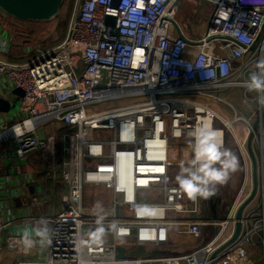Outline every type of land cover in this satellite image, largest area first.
Returning <instances> with one entry per match:
<instances>
[{"label": "built area", "instance_id": "1", "mask_svg": "<svg viewBox=\"0 0 264 264\" xmlns=\"http://www.w3.org/2000/svg\"><path fill=\"white\" fill-rule=\"evenodd\" d=\"M181 1L73 0L61 42L29 63L0 59V76L22 90L16 101L22 116L0 127V144L8 143L0 149V160L23 159L37 150L50 158L59 131L65 186L60 211L28 218L49 222L50 242L25 250L21 235L7 236L0 244V264H257L260 257L264 264L263 93L260 115L234 117L250 132L258 121L254 139L260 154L259 197L245 209L235 241L218 251L232 237L235 212L251 190H240L223 220L181 219L197 209L188 208L170 175L180 165L173 157L178 143L192 139V130L203 121L211 119L215 128L219 118L199 100H223L215 93L246 87L264 58V0H197L213 12L196 39L177 23ZM108 17L113 25L106 23ZM221 121L224 129H232V122ZM224 129H217L223 143ZM88 187L109 192L110 204L102 211L84 206ZM147 191L161 199L146 200ZM98 215L103 216L100 238L114 241L78 249L79 240L87 239L84 234L94 235ZM173 228L200 246L173 256H130L119 250L118 240L132 239L145 249L168 245ZM210 228L215 236L203 242ZM4 229L0 218V233Z\"/></svg>", "mask_w": 264, "mask_h": 264}, {"label": "crops", "instance_id": "2", "mask_svg": "<svg viewBox=\"0 0 264 264\" xmlns=\"http://www.w3.org/2000/svg\"><path fill=\"white\" fill-rule=\"evenodd\" d=\"M188 1L192 2L193 0ZM0 24V59L13 63H29L33 61L40 54L61 42L65 36L64 33L63 36L55 42L43 45L42 42L44 41V38L41 39V37L37 36H41L42 31H45L44 28L48 29V27H50L48 25H23L1 16ZM18 33L25 34L31 37V39L26 43L24 42V39L17 36ZM190 37L194 39L199 38L194 36ZM252 92L253 91H249L243 86L229 87L219 91L217 96L223 99V101L229 103L231 108L217 105L218 103L211 98H201L199 101L217 113L219 118L214 121V127L216 129H221V127L224 126L221 120L233 123L235 115H241L252 119L254 118V104H256L257 92L255 94H252ZM20 96H22V90L13 87L4 76H0V127L13 124L22 116L20 108L16 104L17 98ZM59 134L60 132L58 131L55 152L50 158L47 157L45 151L37 150L23 159L16 158L15 156H6L4 159L0 160V218L5 224V229L0 233L1 245L5 244V238L7 236L22 235L25 229L31 231L38 221L32 222L28 219L29 217L48 218L63 208L65 186L60 179L62 169L61 163L63 160V141ZM249 134V132L248 134L246 133L242 138H238L234 134L240 150L241 147L243 150L246 149L247 152L244 153L247 156L248 150L246 142ZM191 140L192 139L182 140L178 143L177 151L173 152V157L177 158L180 162V165L175 166L178 169L181 168L182 164L186 163L187 154L190 152ZM253 142L252 144H254ZM7 145V142L1 143L0 149H4ZM175 167L170 169V175L173 182L177 184V173H174V170L176 169ZM242 188L245 191L248 189L247 181L244 182ZM104 191L105 190H103V192ZM105 193L108 194L109 201L110 194L107 191H105ZM238 195L233 200L232 207L228 213H225L224 215H221L222 212L218 206L219 202L217 201L218 197H216L217 200L214 197H210L208 199L209 206L211 199L217 206L215 216L212 213L210 218L206 216L207 209L205 208L206 203L204 199L198 198L196 201H193L186 196V205L188 208H193V206L196 205L197 212L185 215L181 214L179 217L181 219L183 217L185 219L194 220L204 218L210 220H223L228 216L235 205ZM144 196L146 197V200L157 201L161 199V196L156 191H147L144 193ZM47 224L49 225L48 221ZM170 237L168 245L155 249L147 248L150 249V251H147L142 247L138 248L132 239L118 240V247L121 253L130 256H139L153 255L154 251H163L164 249L173 250L175 252L178 251V255H183L189 253L182 252L183 248H191L194 250L196 247L200 246V241L185 234L181 228H173ZM206 237L207 236L203 239L204 242H206ZM107 239L111 240L109 243L114 241L110 236L103 238V240ZM132 247H137L140 250L132 252Z\"/></svg>", "mask_w": 264, "mask_h": 264}, {"label": "clouds", "instance_id": "3", "mask_svg": "<svg viewBox=\"0 0 264 264\" xmlns=\"http://www.w3.org/2000/svg\"><path fill=\"white\" fill-rule=\"evenodd\" d=\"M246 87L249 91L264 93V58L256 63ZM264 103V96H261ZM190 152L185 164H182L176 183L188 199L196 201L198 198L209 199L215 194L218 186L225 185L231 175L238 170L239 161L229 150L224 148L221 131L213 128L211 119L201 122L191 132ZM98 209L102 206L96 205ZM103 216H97V229L92 237L98 240L104 232ZM51 229L47 221L40 220L31 231L25 229L20 237V244L25 250H31L39 242H50ZM34 234V235H33ZM90 241L80 239L78 249L89 246Z\"/></svg>", "mask_w": 264, "mask_h": 264}, {"label": "rangeland", "instance_id": "4", "mask_svg": "<svg viewBox=\"0 0 264 264\" xmlns=\"http://www.w3.org/2000/svg\"><path fill=\"white\" fill-rule=\"evenodd\" d=\"M72 4H73V0H66L59 19L55 23L48 25L50 26L48 27V29L44 28L45 31H42L41 36H37V37H41V39L44 38V41L42 42L43 45L53 43L63 36L67 28L69 17L72 11ZM179 8H178V14H177L176 20H177V23L183 28L184 32L188 36H194V37L201 36L205 30L206 20L208 19L210 14L213 12V7L211 5H206L205 3H201L196 0H193L192 2H189L188 0H182L180 2ZM217 93L219 92H216L215 95H218ZM255 93H256L255 91L252 92V94H255ZM263 96H264V93H263ZM215 102L218 103L217 105H220V106L223 105L228 108L229 107L231 108L230 104L227 103L226 101L216 99ZM254 106H255L254 111L256 112L257 115L258 114L260 115L259 93H256V104H254ZM263 109H264V105H263ZM98 110H100V108ZM221 129H224V126L221 127ZM224 130H225L224 148L229 149L237 157L239 161V167H238V170L231 175L229 181L225 185L218 186L216 188L215 194L212 196L215 199L216 197H218L217 198L218 200L217 199L216 200L219 202L218 206L220 207V210L222 212L221 215L228 213V211L232 207L233 200L238 195L245 181H247L248 183V189H247V194H248V192L251 190V180H252L251 163H250L249 157L244 153V150L242 147L241 149L243 150V152L242 150H240L239 144L234 138L232 131L230 129H224ZM232 130H233V133L238 138H242L246 133L248 134V132L250 133L247 124L243 121L233 122ZM253 141H254L253 142L254 144H252V149H253V152L258 162L259 157H260L258 141L257 140L256 141L253 140ZM179 172H180V169L178 168L174 170V173L175 174L177 173V175L179 174ZM258 181L260 182L259 174H258ZM85 192L86 194H85L84 206L96 207V205L99 204L102 207L103 206L107 207V205L110 204L108 201V194H106L105 191L103 192V189L86 188ZM258 197L259 195L255 197L254 201L252 202L250 206H253L256 204ZM205 203H206L205 208L207 209L206 216L210 218L212 216V212L209 206V200L208 199L205 200ZM118 213L121 214V211L119 210ZM209 230H210V235L206 237V242L207 241L209 242L215 236V231L211 228ZM84 237L89 239L90 242L92 243L99 242V241L109 243V241H111L110 239L103 240V238H99L98 240H93L92 239L93 236H88L86 234H84ZM138 248L132 247L131 251L136 252L137 250H140ZM177 249H180V248H177ZM146 250L150 251V249H146ZM192 250L193 249L191 248H183L182 252L185 253V252H190ZM153 255L154 256H173V255H178V251L175 252L173 250L164 249L163 251H154ZM257 264H263L262 257L259 258V260L257 261Z\"/></svg>", "mask_w": 264, "mask_h": 264}, {"label": "water", "instance_id": "5", "mask_svg": "<svg viewBox=\"0 0 264 264\" xmlns=\"http://www.w3.org/2000/svg\"><path fill=\"white\" fill-rule=\"evenodd\" d=\"M66 0H0V16L3 18H9L19 24L28 25H43L47 26L55 23L63 10ZM114 18L108 17L106 19L107 24H114ZM1 26V24H0ZM16 35V34H15ZM17 36L24 39V42H28L31 37L18 33ZM28 38V39H27ZM27 39V40H26ZM258 126V121H255L252 125V131L247 138V150L248 156L251 163L252 171V189L249 196L239 205L235 212V227L232 237L219 248L221 251L230 243L235 241L240 235L242 230V216L245 209L253 201L257 195L259 188L258 181V163L257 158L252 149V142L254 139V134ZM37 135L40 139L45 138L43 130H38ZM210 209L212 213L216 214V204L213 200H210Z\"/></svg>", "mask_w": 264, "mask_h": 264}, {"label": "trees", "instance_id": "6", "mask_svg": "<svg viewBox=\"0 0 264 264\" xmlns=\"http://www.w3.org/2000/svg\"><path fill=\"white\" fill-rule=\"evenodd\" d=\"M122 254H125V253H122Z\"/></svg>", "mask_w": 264, "mask_h": 264}]
</instances>
